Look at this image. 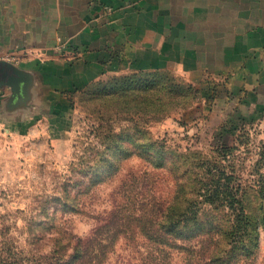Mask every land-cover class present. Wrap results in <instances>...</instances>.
<instances>
[{
  "label": "rangeland",
  "instance_id": "rangeland-1",
  "mask_svg": "<svg viewBox=\"0 0 264 264\" xmlns=\"http://www.w3.org/2000/svg\"><path fill=\"white\" fill-rule=\"evenodd\" d=\"M168 1L169 7H180L179 0ZM183 6L188 33L201 30V23L191 21V5ZM155 23L153 31L167 32L166 21ZM208 29L201 36L205 43ZM220 30L224 32L223 26ZM206 47L200 55L203 62L212 57L218 62L212 45ZM56 48L68 52L64 44ZM166 52L164 57L169 56L159 64L164 67L139 68L154 61L141 55L124 60L110 51L108 66L86 83L66 91L64 84L32 85L20 93L23 98L9 111V119L0 121V248L6 257L19 264H47L57 244L89 236L110 212L118 210L127 219L156 209L159 201L175 194L179 181H184L180 194H187L191 180L204 174L201 163L211 161L226 167L233 176L231 186L235 179L241 185V199L257 236L251 261L264 264V108L241 107L222 75L200 70L191 60L184 71L168 67L172 58ZM137 71H159L162 99L171 90L174 103L159 112L136 102L135 112L126 118L125 106L109 102L102 89L111 76ZM201 218L204 225L212 222L217 239L231 212L221 208L211 219ZM118 226L126 229L122 223ZM123 231L102 264H149L146 238ZM181 261L175 253L172 263Z\"/></svg>",
  "mask_w": 264,
  "mask_h": 264
},
{
  "label": "crops",
  "instance_id": "crops-1",
  "mask_svg": "<svg viewBox=\"0 0 264 264\" xmlns=\"http://www.w3.org/2000/svg\"><path fill=\"white\" fill-rule=\"evenodd\" d=\"M168 2L0 0V55L13 57L0 60V121L9 119V111L23 98L20 93L32 85L64 84L66 91L90 81L108 66L110 51L124 60L141 55L154 61L139 68L164 67L160 60L169 56L164 51L170 52L168 67L184 71L191 60L200 70L222 75L241 107L264 108V0H179L176 9ZM183 4L191 5V21L201 23V30L188 33L183 26ZM155 20L166 21L165 34L153 31ZM207 27L205 43L201 36ZM162 36L167 37L163 42ZM59 43L68 52L57 50ZM209 45L218 53L216 63L215 57L206 63L200 57Z\"/></svg>",
  "mask_w": 264,
  "mask_h": 264
},
{
  "label": "trees",
  "instance_id": "trees-1",
  "mask_svg": "<svg viewBox=\"0 0 264 264\" xmlns=\"http://www.w3.org/2000/svg\"><path fill=\"white\" fill-rule=\"evenodd\" d=\"M158 73L137 71L111 76L109 86L102 91L109 96V102L125 106L126 118L135 112L136 102H140L142 108L148 103L153 110L162 112L165 105L174 103L176 96L175 92L168 90L162 99L161 90L157 87ZM93 84L95 82L84 90ZM96 84L103 85V82L97 81ZM177 86L170 84V87ZM112 118L117 117L112 115ZM201 164L204 174L191 180L187 194H180L184 181H179L175 194L168 201L163 199L166 204L159 201L156 209L131 214L127 219H123L118 210L112 211L108 217L99 219L98 226L89 236L57 244L47 264H102L117 242V236L126 229L146 238L143 240L147 244L145 257L149 264H173L175 253L182 257L181 264H253L251 260L257 249V236L241 199V185L235 179V186H231L233 176L227 175L225 166L214 165L211 161ZM221 208L228 209L231 218L227 220L228 226L216 233L217 239H214L212 222L204 225L201 217L204 215L211 219L212 213ZM118 223L124 224L126 229H120ZM250 242L255 243L252 248ZM0 264L19 263L6 257L0 248Z\"/></svg>",
  "mask_w": 264,
  "mask_h": 264
},
{
  "label": "built area",
  "instance_id": "built-area-1",
  "mask_svg": "<svg viewBox=\"0 0 264 264\" xmlns=\"http://www.w3.org/2000/svg\"><path fill=\"white\" fill-rule=\"evenodd\" d=\"M11 58H13L11 55L6 54V55H3L2 57H0V60H10Z\"/></svg>",
  "mask_w": 264,
  "mask_h": 264
},
{
  "label": "water",
  "instance_id": "water-1",
  "mask_svg": "<svg viewBox=\"0 0 264 264\" xmlns=\"http://www.w3.org/2000/svg\"><path fill=\"white\" fill-rule=\"evenodd\" d=\"M2 62V61H1ZM0 89H1V87H0Z\"/></svg>",
  "mask_w": 264,
  "mask_h": 264
}]
</instances>
